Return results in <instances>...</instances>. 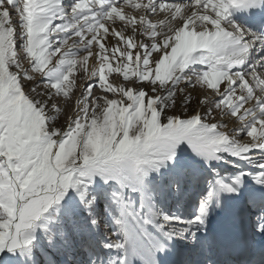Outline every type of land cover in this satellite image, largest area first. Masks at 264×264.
Here are the masks:
<instances>
[{"label":"snow or ice","instance_id":"obj_1","mask_svg":"<svg viewBox=\"0 0 264 264\" xmlns=\"http://www.w3.org/2000/svg\"><path fill=\"white\" fill-rule=\"evenodd\" d=\"M229 9L264 0H0V264H264V31Z\"/></svg>","mask_w":264,"mask_h":264},{"label":"rangeland","instance_id":"obj_2","mask_svg":"<svg viewBox=\"0 0 264 264\" xmlns=\"http://www.w3.org/2000/svg\"><path fill=\"white\" fill-rule=\"evenodd\" d=\"M13 19L15 20L16 17L13 16ZM90 65H89V68L91 69L92 66H90ZM27 66H26V63H24V67H27ZM112 79H113L114 83L118 82V81H116L115 77H112ZM79 82L80 81H78V83ZM84 82H86V81H84ZM42 83H43V81L39 75L36 76V79L34 81H31V82L22 81L25 93L28 94L29 96H31L33 98H37V99H45V97H37L36 93L32 92L31 89L36 87L37 91H41V92L44 91V89L42 87H38V85H41ZM79 94H80L79 88H77L75 91V94L72 96L71 100L65 101L62 98H58V99L54 100V102L57 104V106L60 109V111L58 113L52 111L51 107L49 106V109H48L49 115L57 117V119L54 121L56 126H62V125L66 124L67 120L71 117L72 113L75 111V101H76L77 97L79 96ZM100 94L101 93L99 91L93 92V96H97ZM184 94L191 96V103L189 106V111H192V110L203 111L204 110L202 106H198L197 98L204 99L207 97L208 99H211L210 93H203L201 90L193 91L192 89H186ZM177 102L180 103L179 96H178ZM182 107L183 106H181V108ZM181 108L176 109V111H181ZM214 117H215V122L224 123L226 120H228L227 125L232 124L229 117L221 118L218 113H214ZM232 128H233V125L230 126L228 128V130L230 131ZM100 231H101V233L105 232V229L103 228V226H101ZM112 255H115V253L113 252ZM54 258L56 259L57 264H59L60 257L55 256ZM105 258H107V254H105ZM38 259H40V261ZM36 260L38 261V264H44L43 261L45 260V257L43 255H41L40 251L36 252Z\"/></svg>","mask_w":264,"mask_h":264},{"label":"bare ground","instance_id":"obj_3","mask_svg":"<svg viewBox=\"0 0 264 264\" xmlns=\"http://www.w3.org/2000/svg\"><path fill=\"white\" fill-rule=\"evenodd\" d=\"M257 32H261V31H257ZM89 63L91 64V65H90V64H89V65H90V66H92V63H91V61H90ZM26 66H27V64H26ZM224 123H226V124H227V123H228V120H226ZM232 125H233V124H231V125H230V124H228V128H229L230 126H232Z\"/></svg>","mask_w":264,"mask_h":264},{"label":"trees","instance_id":"obj_4","mask_svg":"<svg viewBox=\"0 0 264 264\" xmlns=\"http://www.w3.org/2000/svg\"><path fill=\"white\" fill-rule=\"evenodd\" d=\"M40 261V259H38ZM43 263L45 264V260L43 261Z\"/></svg>","mask_w":264,"mask_h":264}]
</instances>
